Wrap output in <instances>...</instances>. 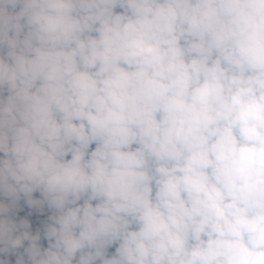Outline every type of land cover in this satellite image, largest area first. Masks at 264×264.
<instances>
[{
  "label": "clouds",
  "instance_id": "1",
  "mask_svg": "<svg viewBox=\"0 0 264 264\" xmlns=\"http://www.w3.org/2000/svg\"><path fill=\"white\" fill-rule=\"evenodd\" d=\"M0 264H264V0H0Z\"/></svg>",
  "mask_w": 264,
  "mask_h": 264
}]
</instances>
